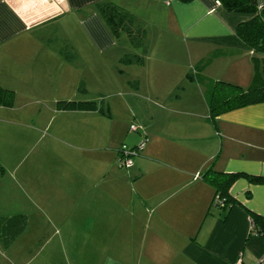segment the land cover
<instances>
[{
	"label": "crops",
	"instance_id": "crops-1",
	"mask_svg": "<svg viewBox=\"0 0 264 264\" xmlns=\"http://www.w3.org/2000/svg\"><path fill=\"white\" fill-rule=\"evenodd\" d=\"M256 1L258 8L264 7V0ZM106 3L131 13L138 22L141 16L145 21L157 18L164 26L165 41L189 42L191 70L211 57L201 71L206 80L243 89L251 83V52L235 36V29L253 16L228 13L214 0H0V87L13 91L14 104L18 98L26 108L15 110L28 124L11 126L31 130L29 134L14 131L8 138L14 134L17 141L26 139V144L17 145L33 148L31 202L47 225L39 229L38 242L60 253L38 263L256 264L264 255V235L251 232L250 214L264 218V184L240 177L228 189L230 203L216 208L211 207L215 190L203 174L210 168L264 178V103L226 112L213 124L207 120L204 87L203 112L177 104L186 98L171 88L177 87L183 75L187 79L189 72L185 76L176 65L164 66L162 73H170V78L180 75L165 92L157 87L160 66L145 69L144 62L131 64L126 66L141 68L142 75L136 76L132 86L138 96L146 98L151 114L146 122V147L128 174L114 169L117 149L90 148L110 152L112 157L90 163L66 162L49 145L36 148L42 142L35 131L48 128L51 119L39 124L41 112L34 105L64 102L59 100L62 89L75 88L79 82L84 85L86 80L72 66L77 52L71 42L59 47L53 41H78L100 53L112 51L117 43L97 11L98 5ZM138 6L145 8L144 15L129 11ZM144 83L152 85V90L142 93ZM14 104L8 109L13 111ZM52 110L66 116L70 129L79 135L85 127L91 136L100 124L98 118H109L108 110L98 106L90 112L57 111L55 106ZM29 151L24 150L20 163ZM1 162L0 156V181L4 175ZM1 212L2 220L21 215L26 221L23 213ZM11 229L12 225L0 228V245ZM25 231L26 222L12 243ZM9 260L11 264L31 263L12 256Z\"/></svg>",
	"mask_w": 264,
	"mask_h": 264
},
{
	"label": "rangeland",
	"instance_id": "rangeland-1",
	"mask_svg": "<svg viewBox=\"0 0 264 264\" xmlns=\"http://www.w3.org/2000/svg\"><path fill=\"white\" fill-rule=\"evenodd\" d=\"M129 11L141 16L144 15L145 8L138 6L131 8ZM140 19L145 22L140 21L139 23L142 24V28L147 33L146 55H143L140 48L132 49L128 45V40L125 36L119 40L114 38L117 46L112 51L104 53L97 52L90 46L83 45L78 41L58 40V38L53 41L59 47L71 42V47L77 52V61L72 66L77 67L75 68L78 75L81 74L82 77L86 78L84 85H80L79 82V85L75 88L62 89L61 95H63V98H59V100L94 102L98 107L108 110L109 118H98V123L100 124L96 132L95 130L92 132L93 137L87 133L85 127L79 135V133L70 129V122L66 116L52 112L55 104L40 103V105H34L41 112L37 121L39 124L45 125L51 119L48 128H44L40 133L35 131L36 137L40 138L39 141L42 142L36 148L40 149L43 145H49L53 147L57 158L66 159L64 160L66 162L70 159L77 162L86 160L91 163L93 159L97 160L102 157L104 160H111L112 157L110 152L92 151L90 148L109 147L112 150L117 149L119 151L122 145L132 148L130 144L138 142L136 147L138 146L140 150L138 155L132 158L134 165L136 158L144 150L148 141L146 122L150 119L151 107L147 103L146 98L138 96L136 94L137 89H133L134 82L137 81L136 76L142 75L140 66H121L118 60L124 53H130L139 57L142 56L143 62L146 63L145 69L152 65L160 66V83H158L157 87H161L160 90L168 92V88L172 86L169 83L177 79L175 77L179 71H184L185 76L188 72H191L188 48H192L190 43L185 40H178L177 45H175V42L165 41L164 37L161 36V33L165 31L164 26L158 23L157 18H155L156 20L151 18L145 21L147 19H142L141 16ZM82 49H84V53ZM175 65L178 68V73L173 78H170L172 75L168 72L162 73L165 70L164 66ZM72 69L73 71L75 70L74 68ZM118 73L122 77L119 78ZM114 79H120L121 82L117 83ZM143 80L145 79L143 78ZM176 83L177 87H173L171 90L178 94L182 93L183 97L186 98L177 103L180 107L197 108L200 112L206 109L202 98L201 90L204 91L202 86L198 87L192 81L184 79V75ZM140 89L143 93L149 89L152 90V85L151 87L146 84L141 85ZM22 106L24 105L18 98L14 104L13 111L0 106V115H2L0 120V146L2 147L0 156L4 168V175L0 181V212H11L12 215L23 213L26 215V231L12 245L5 246V241L0 245V264H11L10 256L16 258V260L22 258L28 262L31 261L30 264H39L38 262L40 261L53 259L55 252L57 256L60 255L59 251L57 249L53 250L52 246L38 242L40 239L38 237H41L39 229L47 225H45L46 219L38 213L36 206L31 202L33 172L31 153L33 148L31 144L29 149L26 148L27 145L24 147L17 145L26 144V139L17 141L14 134H11V137L8 138L9 133H14V131L26 134L31 132V130L27 132L28 130L26 131L23 126H11L10 124L16 122L22 123L24 126L26 123L28 124L29 120L25 116H20L15 110L21 109ZM158 106L165 107L166 105L160 104ZM22 108V110H26V108ZM53 133H57L60 137H53ZM23 149L26 152L30 151L20 163V160L23 159ZM131 168L121 169L117 165L116 159L114 169H119L124 174H128Z\"/></svg>",
	"mask_w": 264,
	"mask_h": 264
},
{
	"label": "trees",
	"instance_id": "trees-1",
	"mask_svg": "<svg viewBox=\"0 0 264 264\" xmlns=\"http://www.w3.org/2000/svg\"><path fill=\"white\" fill-rule=\"evenodd\" d=\"M188 3L192 0H178ZM218 2L226 12L234 14L252 15L253 18L245 23L239 24L235 29V36L251 52V64L253 75L251 83L247 89L238 85L222 82L208 81L201 76V71L208 65L209 59L196 63L191 72L187 75L189 81H195L205 88V98L207 103V120L214 124L215 119L232 110L246 107L253 104L264 103V7L258 8L256 0H214ZM97 11L102 17L105 25L115 39L122 35L126 37L131 47L140 48L143 55L147 52V33L142 24L129 12L106 3L97 6ZM142 56L132 54L124 55L119 64L141 65ZM14 104V93L11 90L0 87V106L11 108ZM57 111H95L97 105L94 102H74L64 101L55 105ZM132 148H136L132 147ZM118 153V152H117ZM0 172L2 169L0 168ZM240 177H247L249 182L264 184V178L251 177L242 174H223L208 169L203 174V179L215 190V196L225 199L224 208L230 203L227 196L231 184ZM212 198V200H213ZM212 202V201H211ZM251 232L255 235H264V218L250 214ZM24 216L17 215L9 219H0V228L4 225H12L9 233H5V246L12 243L14 238L22 232L25 226Z\"/></svg>",
	"mask_w": 264,
	"mask_h": 264
},
{
	"label": "built area",
	"instance_id": "built-area-1",
	"mask_svg": "<svg viewBox=\"0 0 264 264\" xmlns=\"http://www.w3.org/2000/svg\"><path fill=\"white\" fill-rule=\"evenodd\" d=\"M217 5L218 2H215ZM139 147L136 148H127L125 145H122L120 150L118 151V157H117V165L119 167L124 169H129L132 167V158L138 155ZM225 199L220 198L219 196H215L211 202V206L216 208H222L224 206ZM236 264H240L239 262ZM256 264H264V255H262Z\"/></svg>",
	"mask_w": 264,
	"mask_h": 264
}]
</instances>
